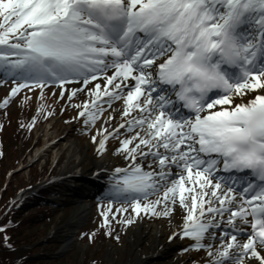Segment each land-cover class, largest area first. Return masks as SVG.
<instances>
[{
	"label": "snow or ice",
	"instance_id": "1",
	"mask_svg": "<svg viewBox=\"0 0 264 264\" xmlns=\"http://www.w3.org/2000/svg\"><path fill=\"white\" fill-rule=\"evenodd\" d=\"M9 79L0 107L22 89L42 99L57 85L62 98L82 84L68 99L87 92L77 118L107 125L90 137L98 154L118 141L129 163L112 190L135 216L178 205L170 239L190 238L204 264H264V0H0V83Z\"/></svg>",
	"mask_w": 264,
	"mask_h": 264
},
{
	"label": "rangeland",
	"instance_id": "2",
	"mask_svg": "<svg viewBox=\"0 0 264 264\" xmlns=\"http://www.w3.org/2000/svg\"><path fill=\"white\" fill-rule=\"evenodd\" d=\"M10 88L9 85H0V102L8 96ZM39 90H28L25 93L20 91L11 99L7 107H0V153H2L0 155V188L4 186L0 194L6 196V198L0 196V209L2 208L1 210L6 213L14 209L16 201H22L28 197L36 190V187L46 186L53 176L54 184L63 182L65 177L61 176V171L65 168L71 169L75 162V157L70 158L69 145L78 140L73 133L79 118L76 117L78 109L72 105L80 103H70L65 91V95L61 98L62 90L43 91L41 99ZM25 97L29 99L25 100ZM41 105H43V110L38 111ZM33 117H35V123L30 128ZM90 137L85 136L79 140L82 145L86 144L85 150L89 157L95 160L108 154L115 160L114 167L119 162L124 163L121 156L117 153L112 154L114 150L111 148L106 154L99 155ZM38 149L39 151L36 152ZM108 168L111 169V167ZM87 170L96 169L90 166ZM36 203L29 205L31 208L15 209L21 213V218L23 216L26 218L23 230L19 234L29 243L28 246L33 250L34 259H37L36 263L31 264H141L143 260H139L140 256L136 252L129 257L123 254L127 257L126 260L121 259L120 255L121 248L125 247L128 242L136 240L133 231H136L138 227L141 230L148 225L159 224L164 228L162 237L166 238L174 229L182 225V212L178 206H176V211L167 217L144 213L135 216L131 209L128 212H117L116 208H111L108 212L110 221L108 226H104V217L101 215L108 208H103L98 214L91 208L87 218L78 222L72 230L74 238L65 248L63 233L66 223L75 210L74 205L66 203L60 211L41 217L36 214V211L44 209V205H34ZM129 216L134 222L129 225L122 223ZM109 231L111 235L107 234ZM117 236L119 239H116ZM151 240L152 235L143 230L141 246H145ZM177 240L175 238L172 243ZM134 247L137 248L135 245ZM176 254L180 257L184 256L183 262L187 264H190L193 259L203 258L188 250L185 252L176 250L175 256ZM164 255L168 259L172 257L169 258V254L166 253ZM163 256L149 255L144 258V264H164L167 261L165 257L162 258Z\"/></svg>",
	"mask_w": 264,
	"mask_h": 264
},
{
	"label": "bare ground",
	"instance_id": "3",
	"mask_svg": "<svg viewBox=\"0 0 264 264\" xmlns=\"http://www.w3.org/2000/svg\"><path fill=\"white\" fill-rule=\"evenodd\" d=\"M250 98V97H249ZM117 107V106H116ZM118 108V107H117ZM86 144L82 145L80 141H73L69 145L70 150V158L75 157L74 165L71 169L65 168L63 171H61V176L63 177H69L74 178L76 173H80L81 175H85V173H88V167L92 166L96 169V167H106V165L111 164L110 156H106L102 159H93L89 157L85 150ZM39 149L36 151L38 152ZM77 206L74 210L72 217L70 220L66 223V229L64 230V246L70 245V242L72 240V230L76 227V224L79 221H82L83 219L87 218L89 215V206L85 203H81L80 200H76ZM148 232L152 235V240L147 242L145 246H141V239H142V232ZM164 228L161 227L159 224H153L152 226L148 225L147 227H144L143 229L140 227L137 228L136 231H133V235L135 236L136 240H133L132 242H128L125 247L121 248V259H125L127 257H124L123 254H126L128 257L132 256L133 252H136L137 255L140 256L139 260H143L141 264L145 263V259L147 256L151 255L153 256V253L155 252L158 254V256H162L164 253L172 254L171 252L174 251V248L178 246L177 242L169 241L168 238L162 237ZM134 242V243H133ZM133 243V244H132ZM137 246V248L134 247ZM149 245V246H148ZM135 250V251H134ZM124 251H127L124 253ZM120 259V260H121ZM185 257L180 256H173L170 259V264H179L180 262H183ZM126 260V259H125Z\"/></svg>",
	"mask_w": 264,
	"mask_h": 264
},
{
	"label": "trees",
	"instance_id": "4",
	"mask_svg": "<svg viewBox=\"0 0 264 264\" xmlns=\"http://www.w3.org/2000/svg\"><path fill=\"white\" fill-rule=\"evenodd\" d=\"M4 197H6L3 194ZM23 202L16 206H22ZM12 211L0 216V264H31L36 263L33 250L25 238H21L19 232L23 230L25 216L20 217V212ZM33 218V217H31ZM7 222H11L10 229L6 228ZM38 255V254H36ZM35 255V257H37ZM42 255V254H41ZM39 256V255H38Z\"/></svg>",
	"mask_w": 264,
	"mask_h": 264
}]
</instances>
